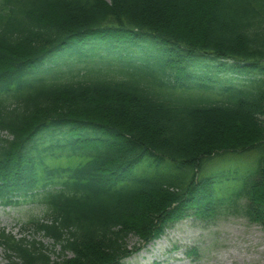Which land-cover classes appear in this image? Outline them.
Returning a JSON list of instances; mask_svg holds the SVG:
<instances>
[{"label": "trees", "instance_id": "trees-1", "mask_svg": "<svg viewBox=\"0 0 264 264\" xmlns=\"http://www.w3.org/2000/svg\"><path fill=\"white\" fill-rule=\"evenodd\" d=\"M2 131L0 204L42 205L61 249L1 232L9 264H123L230 208L264 227V0H0Z\"/></svg>", "mask_w": 264, "mask_h": 264}, {"label": "rangeland", "instance_id": "rangeland-1", "mask_svg": "<svg viewBox=\"0 0 264 264\" xmlns=\"http://www.w3.org/2000/svg\"><path fill=\"white\" fill-rule=\"evenodd\" d=\"M1 137L6 132H0ZM255 154L250 153L229 157L230 162L220 163L212 170L225 169L224 166H238L251 163ZM243 165V166H242ZM45 208L33 202H20L9 207L0 206V229L17 237L41 242L52 259L60 258L61 249L41 234L28 228L32 219H42ZM137 236H130L127 244L138 251ZM156 241H159L158 243ZM149 246L125 260V264H264V227L251 223L237 209H227L213 222H202L194 217L186 218L171 226L165 234ZM191 250L197 255L190 254ZM4 252L0 248V264H4Z\"/></svg>", "mask_w": 264, "mask_h": 264}, {"label": "bare ground", "instance_id": "bare-ground-1", "mask_svg": "<svg viewBox=\"0 0 264 264\" xmlns=\"http://www.w3.org/2000/svg\"><path fill=\"white\" fill-rule=\"evenodd\" d=\"M156 242L158 243L159 241H156ZM148 248H150V249H151V248H152V245H151V246H149Z\"/></svg>", "mask_w": 264, "mask_h": 264}]
</instances>
